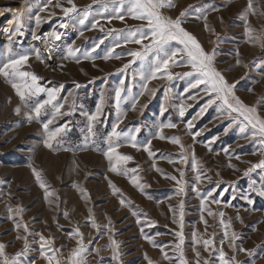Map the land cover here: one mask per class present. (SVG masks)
<instances>
[{
  "label": "rangeland",
  "instance_id": "obj_1",
  "mask_svg": "<svg viewBox=\"0 0 264 264\" xmlns=\"http://www.w3.org/2000/svg\"><path fill=\"white\" fill-rule=\"evenodd\" d=\"M56 2L57 0H52V4L41 12L39 10L47 0H0V57L8 46V35L14 29V15L22 10L25 11L24 35L16 38L13 49L40 48L46 63H41L32 56L27 70L43 78L40 81L42 86L52 88L63 85L58 99L61 103L65 98L67 99L62 111L69 114L58 117L50 127L67 123L68 131L64 137L66 144L70 146L83 144L85 137L91 138L88 132L89 122L83 113L94 112L103 95L105 103L101 120L104 123H96L93 129L96 142L103 148L118 115L114 103L115 89L121 87V80L125 81L123 87L126 91L122 93L124 100L121 108L130 109L131 98L139 93L143 83L138 75L141 66L133 64L122 72L120 70L131 57L97 59L94 62L83 60L81 63H76L72 60L63 61L61 56L65 53L66 46L73 40L76 46L82 49L90 48L92 43L105 37L108 29L138 26L141 22L126 17L124 22L113 19L108 23L101 18L103 32L99 28L85 30L84 36L78 37L80 30L90 28V22L94 17L99 18L98 13L104 11L103 5L93 4V0H74L78 10L92 5L89 21L81 26L77 18L82 16V12L70 13L69 17H64L61 8L55 7ZM174 3L176 6L164 9V13L176 18L181 11L188 10L190 15L184 27L197 36L206 50L210 51L213 47L217 49L215 66L223 73L229 84L235 85V95L246 105H256L264 96V0H253L255 14L250 12L247 15L248 24L255 29L254 35L261 38L259 42H249L245 33L243 13L247 8L248 0H174ZM60 4L63 7H70L66 0H60ZM111 10L112 5L109 4L108 11ZM37 14L42 20L39 28L35 26ZM204 16L207 17L206 21L203 19ZM61 22L66 23L67 27L60 28ZM205 24L208 25V30H205ZM53 30L60 34L61 39L53 42L51 49L45 48L42 40ZM34 32L39 38H34ZM110 40L111 37L106 38L105 43L97 49L101 56L110 46ZM218 40L219 43H215ZM124 47L132 49L139 46L128 44ZM237 49L239 56L235 54ZM122 50L123 48H117L116 52ZM48 56L52 59L47 60ZM237 60L240 61L239 64L236 63ZM60 64L64 65L63 69L57 67ZM187 70L182 67L172 69L175 73ZM77 83L81 85L80 88H75ZM187 84L188 78L183 76H174L172 80L151 81L149 88L156 89L155 94L146 92L141 96L136 110H128L127 117L120 125V129L125 130L140 127L141 133L138 139H146L155 132L160 122L176 123L177 128L165 129L164 133L166 136L180 137L188 150L189 163L185 165L169 163L168 159L162 158L177 160L179 158L180 147L167 140H152L154 157H149L143 150L122 147L120 149L122 153L134 157L129 162L128 168L140 169L142 183L146 184L142 193L132 185L128 177L108 170L109 164L102 152L91 148L85 151L67 152L45 148L42 143L44 133L41 121L47 120L50 113L42 114L40 121L33 120L29 123L26 113L30 111V107L25 106L10 84L0 77V243L7 245L6 252L10 256L20 252L24 247V240L16 237L27 236L32 251L21 257L22 264H29V261L33 260L35 264H45L43 259L38 258L37 234L39 233L53 238L55 247L61 248L66 257L76 247V239L69 236L72 229L80 228L85 234V244L96 237L97 230L91 227L88 220L91 209L102 229L108 224V218L111 219V226L116 233L114 238L121 244L122 264H148L145 255L154 264H168V261L163 259L160 249L153 247L143 238L141 227L143 226L145 234L155 238L157 244L168 246L165 251L169 256L176 257L178 254L172 251V247L177 242L174 234L180 228L177 223H173L174 217L169 206L175 207L178 212V205L183 200L184 254L190 264H194L196 256L193 250L192 232L196 231L200 239L213 238L214 234L216 245L219 246L224 228L219 223L221 218L218 215L209 216L207 211L201 213L200 198L191 191L195 176L191 170L192 148L189 146H192L200 164V171L206 177H211V181L204 179L196 187L201 194L215 188L213 196L221 201L220 204L209 202L208 207L214 214L220 211L225 213L223 220L231 224L229 233L237 234L236 247L254 250L258 254L255 258L256 264H264L262 258L264 257V195L260 194L264 191V170L255 169L247 176L244 174L252 164L264 159L260 154V146L258 142L244 139L237 125L225 131L230 118L226 114H221L218 108L219 102L197 115L208 97L203 92L196 95L197 89L184 92ZM69 92H72L71 96L68 95ZM189 95H194L195 99H187ZM43 98H46V94H41L39 97V99ZM181 102L185 104L183 117L179 115ZM31 103L32 101L29 102ZM17 107L21 109L19 115L15 113ZM259 107L264 109V103H260ZM161 109H165L162 115ZM261 115H264V111ZM189 120L194 125L191 131H200L194 145L185 127ZM209 141H212L211 151L204 147ZM224 149L228 150L227 154ZM236 156L240 159H236ZM153 163L164 173L176 176L178 179L180 174L177 169L184 170L188 182L186 195H174L176 182L157 172L153 168ZM230 164L235 167H230ZM32 168L41 172L50 186L49 190L54 193L48 201L44 198V190L39 187ZM109 180L121 190L124 198L131 202L130 205L120 204V195L113 194ZM77 186L86 189L90 198H84ZM9 206L13 209L17 207L24 209L21 214L22 221L28 225L30 234L25 233L23 228L19 231L15 229L13 221L8 219ZM133 211L138 215H133ZM64 212L68 213L67 218L63 215ZM142 214H146L148 219H143ZM202 214L208 221L206 230L200 220ZM21 216H17L16 220H20ZM138 216L142 219L141 224L136 223ZM176 218L178 219V216ZM108 235L111 233H106L102 239L95 241V247L101 248L102 251L99 255L95 252L89 255L88 264H109L112 253L108 247ZM195 249L203 258L211 259L209 253L203 250L202 244L196 245ZM224 250L229 256L237 255L239 261L249 259L244 252L234 253L228 247L227 241Z\"/></svg>",
  "mask_w": 264,
  "mask_h": 264
},
{
  "label": "snow or ice",
  "instance_id": "obj_2",
  "mask_svg": "<svg viewBox=\"0 0 264 264\" xmlns=\"http://www.w3.org/2000/svg\"><path fill=\"white\" fill-rule=\"evenodd\" d=\"M66 3L70 7H63L60 4V0H57L55 7L61 8L64 17H69L70 13L82 12V16H79L78 23L81 26L85 25L86 21H89V17L92 15V5L87 6L84 9L78 10L77 5L74 0H66ZM52 4V0H47V3L40 8L39 11H45L49 5ZM93 4H102L104 11L98 13L99 18H93L90 22V28L82 29L78 33V37L84 36L85 30H93L99 28L100 31H104V27L100 24V19L106 20L111 23L113 19L125 21V18H131L135 21H140L138 26H129L123 29H108L104 38L92 43L90 48H81L76 46L73 40L66 46L65 53L61 56L63 61H75L76 63H81L83 60L95 61L97 59L109 60V59H121L122 56L131 57V59L123 65L120 70L122 72L129 69L133 64H139L141 66V71L138 73L142 80L141 90L138 94L133 95L131 98L130 109H122L121 104L124 100L122 93L126 91L123 87L125 84L124 80L120 81L121 87L115 89L114 92V103L117 109L118 115L115 122L112 124L111 132L106 137L105 147H100V145L95 140L94 126L96 123H104L101 120L103 115L104 107V96L101 95L99 103L96 105L95 111L88 113L85 112L83 115L87 117L89 122L88 132L91 134V138L85 137V142L79 146H70L66 144L64 139L66 132L68 131V124H60L55 127H50L54 124V121L58 117L68 115V112L62 111L67 99L64 102H59L60 92L63 89V85L59 87L48 88L42 86L40 81L43 79L35 72L27 70L30 65L29 61L32 56L40 61L41 63H46L45 57L42 55L40 48H33L31 50L24 49H13V44L16 42V38L23 36L24 26H25V11H20L14 15V29L10 31L7 41L8 46L4 51L2 57H0V77L10 84L11 88L14 90L16 96L19 97L20 101L27 107H30V111L26 113L28 122L33 120L40 121L42 114L50 113V117L41 121L42 129L44 133V138L42 140L43 146L52 151H85L91 148L94 151L102 152L104 157L107 159L109 164V171L117 175H123L129 178L130 182L134 187L139 189L142 193L146 187L145 183H142V177L140 176L139 167L128 168L130 161L134 159L133 156L124 154L120 149L124 146L131 147L137 151L143 150L149 157H154V152L152 150V140L160 139L167 140L172 144H176L180 147L179 158L173 159L169 157H162L168 159L169 163H181L187 165L189 163L188 150L185 148L178 136H166L164 133L165 129H175L178 127L176 123L173 122H160L156 126V130L149 138L138 139L141 133L140 127H135L130 130L120 129V125L123 123L124 119L127 117L128 110L135 111L139 99L145 93L155 94L156 89L149 88V83L153 80H172L174 76H183L188 78L187 87L184 92H188L189 89H197L196 95L203 92L208 99L205 104L201 107L200 112L197 115L202 114L206 109L212 104L218 103V108L221 114H226L230 118L228 127L225 128L227 132L228 128L233 125L239 127L240 133L246 140H251L258 142L260 146V154L264 156V115L261 112L264 109L259 107L260 103H264V96L260 98V101L256 105H246L243 101L235 95L234 84H229L223 73L217 69L216 56L218 54L217 49L213 47L210 51L206 50L202 43L199 41L196 35L190 32L184 27L186 19L190 12L188 10L181 11L176 18H172L164 13V9L174 8L176 5L174 0H93ZM109 4L112 5L111 12L108 11ZM191 7V6H190ZM255 14V9L253 8V0H248L247 8L243 13L244 23H245V33L249 42H259L260 37L254 35L255 29H253L247 22L248 13ZM198 19L200 17H197ZM203 19L206 21L207 17L204 16ZM63 20V18H62ZM42 23L41 17L37 14L35 16V26L40 27ZM60 28L67 27V24L61 22L59 24ZM205 30H208V25L205 24ZM34 38L36 37L35 32L33 33ZM111 37L110 46H108L104 52V55H100L97 49L105 43V39ZM61 39L60 34L53 30L49 33L47 37L42 40L45 48L51 49L53 47V42ZM215 43H219V40ZM128 44L138 45V48L127 49L124 46ZM117 48H123L121 52H116ZM235 54L239 56V50H235ZM52 57L48 56L47 60H51ZM237 64L240 63L239 60L236 61ZM50 66V65H49ZM95 66V65H94ZM51 67V66H50ZM57 67L63 69L64 65L60 64ZM182 67L187 68V71L182 73H175L172 71L173 68ZM55 70V68H53ZM231 70V69H229ZM80 84H75V88H80ZM250 90V89H249ZM130 91V89H127ZM41 94H46V98L39 99ZM69 96L72 92L68 93ZM37 98V99H33ZM187 99H195L194 95H189ZM32 101L31 104L29 102ZM20 107L15 109L17 115L20 114ZM165 109H161V115ZM185 111V104L181 102L179 105V115L183 117ZM195 119V117H193ZM185 127L188 129V135L192 137L193 145L196 143V137L200 135V131L192 132L194 127L191 120L186 122ZM215 137L213 138V140ZM211 143L204 144V147L211 151ZM191 152V170L195 173L194 181L191 185V191L194 192L200 198V211L204 213L207 211L209 216L218 215L221 219L219 223L223 225L224 235L219 241V246L216 245L213 238L200 239L197 237V232H192L193 240V250L195 251L196 260L194 264H256V256L258 255L254 250L245 249L243 247L237 248L235 245V240L237 239V234L235 232L229 233L228 229L231 227L230 222H225L223 217L225 213L220 211L218 213H213L208 207L209 202L214 204H220L221 201L213 196L215 188L207 190L206 193L201 194L199 185L204 179L211 181V177H206L200 171V164L195 156V149L192 146ZM227 154L228 150L224 149ZM255 154V153H253ZM240 159L239 156L235 157ZM230 167H235L234 165H229ZM31 167V165H30ZM153 168L160 172L165 178L171 179L176 182L177 187L175 188L174 195L185 196L187 190V180L185 179V171L177 169L180 174L178 179L176 176H170L164 173L162 169L157 168L155 163H153ZM255 169L264 170V159H260L259 162L252 164L251 167L245 170V175L247 176L251 171ZM33 174L38 182L41 189L44 190V198L46 201L54 193L49 190V184L43 178L41 172L36 168H32ZM219 175V173H217ZM255 183V182H253ZM109 186L112 189L114 195H120V204L130 205L131 202L124 198L123 193L115 184L109 180ZM78 191L81 192L84 198H90L88 196L87 190L77 186ZM261 195H264V191H261ZM151 198V197H149ZM172 197H169L171 199ZM51 203V201H49ZM159 203V202H158ZM251 203V200H249ZM169 210L173 213V223L179 225L180 230L175 232V237L177 242L174 243L172 251L177 253L176 257L169 256L165 249L167 245L157 244L155 238L151 235H147L143 231V226L141 227V234L149 244L153 247H158L163 255V259L168 261V264H190L184 254V243L185 237L183 234L184 227V201L181 200L177 209L173 206H169ZM24 209L22 207H17L15 209L9 206L8 219L12 220L15 229L19 231L23 228L25 233L30 234V230L27 224L22 221V212ZM133 215H138L136 211H133ZM63 215L67 218L68 213L64 212ZM143 219H148L146 214H142ZM17 216H21L20 220H16ZM178 216V219L176 218ZM239 219V217H237ZM91 227L97 230L96 237L89 240L85 244V234L81 232L79 227L71 230L69 233L70 238L76 239V247L73 248L69 254L65 257L61 248L55 247V240L53 238L45 237L43 234H37L39 236V257L45 261V264H88V256L95 252L97 255L102 251L101 248L95 247V241L97 239H102L104 234L111 233L108 235V247L111 249V257L109 264H122L120 252L121 244L118 242L115 236V229L111 226V219L108 218V224L103 226L99 225L89 209V217ZM200 220L205 225V230L208 227V221L204 218L202 214ZM137 224L142 223V219L138 216ZM16 239L24 240V247L20 252L15 255H9L6 252L7 245L0 243V264H22L21 257H24L28 252L32 251L29 246L28 237L17 235ZM228 242V247L233 250L234 253L244 252L247 254L249 259L247 261H239L237 255L229 256L224 250L225 242ZM202 244L203 250L209 253L211 259H205L201 256L199 251H196L195 246ZM63 247V245L61 246ZM264 258V257H262ZM145 259H148V264H154V262L145 255ZM29 264H35V261H29Z\"/></svg>",
  "mask_w": 264,
  "mask_h": 264
},
{
  "label": "bare ground",
  "instance_id": "obj_3",
  "mask_svg": "<svg viewBox=\"0 0 264 264\" xmlns=\"http://www.w3.org/2000/svg\"><path fill=\"white\" fill-rule=\"evenodd\" d=\"M46 50H48V49H46Z\"/></svg>",
  "mask_w": 264,
  "mask_h": 264
}]
</instances>
